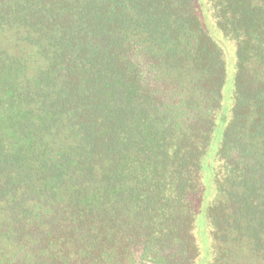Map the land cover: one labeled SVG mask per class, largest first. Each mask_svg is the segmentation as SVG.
Listing matches in <instances>:
<instances>
[{
  "label": "trees",
  "instance_id": "obj_1",
  "mask_svg": "<svg viewBox=\"0 0 264 264\" xmlns=\"http://www.w3.org/2000/svg\"><path fill=\"white\" fill-rule=\"evenodd\" d=\"M233 41L207 264H264V0ZM225 61L194 0H0V264H195Z\"/></svg>",
  "mask_w": 264,
  "mask_h": 264
},
{
  "label": "rangeland",
  "instance_id": "obj_2",
  "mask_svg": "<svg viewBox=\"0 0 264 264\" xmlns=\"http://www.w3.org/2000/svg\"><path fill=\"white\" fill-rule=\"evenodd\" d=\"M197 14L200 18L202 27L208 35L221 48L225 61V81L222 86L221 116L218 119L213 139L207 153L202 159L201 186L202 190L195 202V222L194 235L199 248V256L195 264H207L211 258L210 231L206 221V208L215 195V185L213 177V155L221 140L222 131L229 120L232 105V91L235 76V48L233 41L221 37L220 32L208 9L206 0H194Z\"/></svg>",
  "mask_w": 264,
  "mask_h": 264
}]
</instances>
